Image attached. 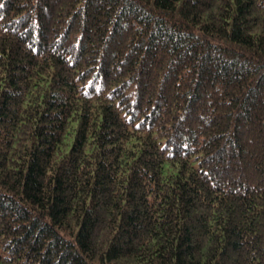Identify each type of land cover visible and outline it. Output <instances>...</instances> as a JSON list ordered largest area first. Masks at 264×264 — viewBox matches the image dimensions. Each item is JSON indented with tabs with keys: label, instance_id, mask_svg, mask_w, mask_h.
Returning <instances> with one entry per match:
<instances>
[{
	"label": "trees",
	"instance_id": "obj_1",
	"mask_svg": "<svg viewBox=\"0 0 264 264\" xmlns=\"http://www.w3.org/2000/svg\"><path fill=\"white\" fill-rule=\"evenodd\" d=\"M0 264H264V0H0Z\"/></svg>",
	"mask_w": 264,
	"mask_h": 264
}]
</instances>
